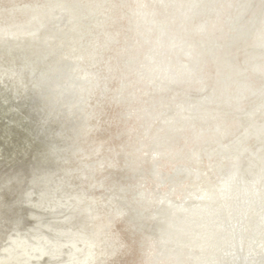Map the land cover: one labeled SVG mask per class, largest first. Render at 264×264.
<instances>
[{"label": "water", "instance_id": "water-1", "mask_svg": "<svg viewBox=\"0 0 264 264\" xmlns=\"http://www.w3.org/2000/svg\"><path fill=\"white\" fill-rule=\"evenodd\" d=\"M0 264H264V0H178Z\"/></svg>", "mask_w": 264, "mask_h": 264}]
</instances>
